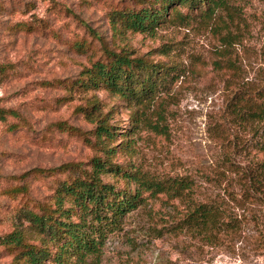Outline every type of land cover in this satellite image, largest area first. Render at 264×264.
I'll return each mask as SVG.
<instances>
[{
	"label": "rangeland",
	"instance_id": "obj_1",
	"mask_svg": "<svg viewBox=\"0 0 264 264\" xmlns=\"http://www.w3.org/2000/svg\"><path fill=\"white\" fill-rule=\"evenodd\" d=\"M134 5L141 7L136 0H0V264L13 260L1 245L7 233L33 232L19 209L50 195L63 176L18 177L106 157L93 133L103 116L116 132L113 162L159 189L143 191V204L90 264H264V166L257 164L264 163V122L249 118L247 104L264 96V0H223L209 15L177 4L153 32L116 27L110 13ZM81 42L85 50L76 49ZM104 46L162 69L151 100L137 104L78 85L105 59ZM95 97L93 110L80 108ZM63 121L78 130H62ZM23 184L28 192L8 194ZM205 202L225 204L237 225L218 244L185 224L194 204Z\"/></svg>",
	"mask_w": 264,
	"mask_h": 264
},
{
	"label": "trees",
	"instance_id": "obj_2",
	"mask_svg": "<svg viewBox=\"0 0 264 264\" xmlns=\"http://www.w3.org/2000/svg\"><path fill=\"white\" fill-rule=\"evenodd\" d=\"M136 1L141 7L123 6L110 13L116 27L133 32H153L168 19L169 9L175 8L177 4L190 9L204 7V12L209 15L223 2ZM93 32L100 37L96 31ZM77 45V50H85L83 42ZM103 52L105 59L97 60L91 68L84 70L76 80H80L78 85L86 90L107 89L137 104H145L153 98L162 72L157 64L142 57H134L129 51L117 52L109 46H104ZM258 95L256 99L248 100L247 104L252 110L248 116L264 122V96ZM93 101L92 105L88 103L80 108L93 110L98 102L96 97ZM10 114L15 116L18 113L11 110ZM18 125L14 123L10 128L17 129ZM58 127L62 130H78L65 121L59 122ZM79 132L86 134L80 129ZM93 133L97 138L96 144L102 146L106 157H93L86 164L72 161L50 168H35L18 177L25 180L30 176H63L50 195L31 205L22 206L17 212L16 215L24 218L33 232L16 226L5 235L1 245L13 255L11 264H90L89 256L97 255L109 236L120 232L126 218L143 204V191L159 189L156 188L158 183L144 180L138 172L113 162L117 153L116 145L110 143L115 141L116 132L105 116L97 118ZM257 164L264 166L263 161ZM106 176L120 177L126 183L120 186V180L108 181ZM132 183L136 184L134 188ZM253 183L258 184V181L254 178ZM28 190V186L23 184L7 192L16 196ZM260 190L264 193V189ZM225 206L215 202L194 204L185 218V224L204 240L218 244L237 228Z\"/></svg>",
	"mask_w": 264,
	"mask_h": 264
}]
</instances>
